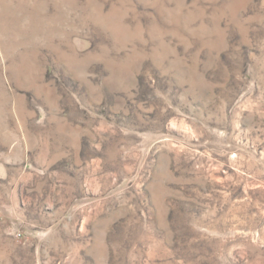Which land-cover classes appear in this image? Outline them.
I'll list each match as a JSON object with an SVG mask.
<instances>
[{
    "label": "rangeland",
    "instance_id": "374dc122",
    "mask_svg": "<svg viewBox=\"0 0 264 264\" xmlns=\"http://www.w3.org/2000/svg\"><path fill=\"white\" fill-rule=\"evenodd\" d=\"M0 264H264V0H0Z\"/></svg>",
    "mask_w": 264,
    "mask_h": 264
}]
</instances>
